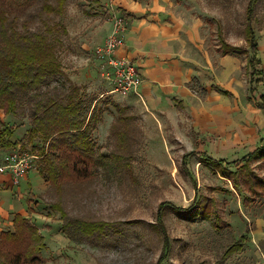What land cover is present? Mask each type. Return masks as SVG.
I'll use <instances>...</instances> for the list:
<instances>
[{
    "label": "rangeland",
    "instance_id": "374dc122",
    "mask_svg": "<svg viewBox=\"0 0 264 264\" xmlns=\"http://www.w3.org/2000/svg\"><path fill=\"white\" fill-rule=\"evenodd\" d=\"M138 2L163 11L162 17L166 21L163 26L170 35L169 46L173 53L193 56L194 60L202 62L203 70L195 73L193 67V75L209 89L217 85L228 90L231 96L209 90L203 100L194 94L188 96L181 111L170 102L169 107L151 109L148 106V110L140 89L138 94L114 92L116 85L112 78L106 79L102 75L104 60L97 52L105 46L114 22L119 18L124 22V45L127 16L122 4L132 5V0H98V5L90 0H68L61 17L48 16L51 18L49 23H59L67 31V35L61 37L58 57L68 78L82 87L86 97L100 99L101 107L103 100L110 101L126 107L127 115L133 117L130 151L133 160L132 178L126 174L105 176L100 172L90 182L64 185L61 192L40 177L39 185L28 187L26 200V183L20 181L24 198H20L18 204L26 205L25 208L35 214L36 217L31 215L32 212L24 211L44 237L43 264H157L162 240L145 224L155 223L160 203L185 208L199 193L214 197L217 213L227 228L214 231L206 221L189 223L168 214L163 222L172 247L163 264H218L231 239L250 233V240L251 232L264 236V199L243 205L230 182L214 177L195 156L183 160V156L192 151H202L215 159L235 161L237 165L239 159L264 138V111L248 98L244 60L235 56L221 57L217 51L218 25L227 43L245 47L242 28L249 0ZM254 11L257 20L253 27L263 72V88L255 96L257 99L264 94V0L255 3ZM39 25H31L30 30H36ZM136 69L139 73L137 65ZM116 117L115 110L106 106L102 121L93 133L94 141L105 155L116 153L114 137L110 133ZM23 120L22 124L10 117L0 121V124L12 127V141L19 144L7 150L0 148V159L2 153L20 149L34 156L31 170L38 173L37 157L22 140L27 128V120ZM251 168L264 178L263 164L253 163ZM216 187L222 192L211 190ZM58 201L69 217L113 223L119 225L118 232L101 239H67L60 231L59 213L51 208ZM133 220H140L144 225H129L128 222ZM247 243L242 251L220 264H264L261 246L257 244L251 249Z\"/></svg>",
    "mask_w": 264,
    "mask_h": 264
},
{
    "label": "trees",
    "instance_id": "16d2710c",
    "mask_svg": "<svg viewBox=\"0 0 264 264\" xmlns=\"http://www.w3.org/2000/svg\"><path fill=\"white\" fill-rule=\"evenodd\" d=\"M249 0L244 10L242 36L245 47L227 43L217 27L218 53L244 60V75L250 101L264 111V94L257 99L263 88L262 67L258 58L255 24V3ZM99 4L98 0H90ZM68 0H0V111L13 119L27 120L22 140L30 146V152L40 164L38 174L46 183L61 192L64 185H76L94 180L100 172L105 176L126 174L132 178V121L127 108L116 103L86 97L82 87L74 84L62 69L58 49L62 47V35H67L64 26L49 23L50 16L61 17ZM49 16V17H48ZM39 23L36 30L31 25ZM59 80L52 86L51 84ZM213 90L230 97L231 93L219 86ZM192 92L205 97L206 90L198 81L190 84ZM111 106L117 117L111 125L116 153L105 155L93 139V133L102 121L104 108ZM21 126V125H18ZM13 129L0 124V148L7 150L17 146L10 138ZM195 156L197 162L207 167L214 177L230 182L236 195L247 205L255 199H264V178L257 175L251 165H264V138L248 154L235 161L215 159L202 152H191L183 160ZM212 191H220L212 188ZM228 193L231 191H227ZM60 215V231L71 240L106 238L117 233L119 225L100 220L69 217L60 201L51 205ZM174 215L185 222L206 221L214 231L227 228L217 213L216 200L212 196L195 194L191 203L176 207L160 203L155 223H147L162 240V250L157 264H163L171 251L172 242L164 226V218ZM129 225H144L140 220ZM123 223V224H128ZM247 235L230 240L218 264L240 252ZM44 237L32 221L15 214L12 229L0 231V264H43Z\"/></svg>",
    "mask_w": 264,
    "mask_h": 264
},
{
    "label": "crops",
    "instance_id": "0c3cea01",
    "mask_svg": "<svg viewBox=\"0 0 264 264\" xmlns=\"http://www.w3.org/2000/svg\"><path fill=\"white\" fill-rule=\"evenodd\" d=\"M132 2V5L122 4L123 11H125L127 16L126 35L123 47L120 48L116 54L118 57L133 60L135 65H137L139 74L143 80L140 94L146 105L145 108L147 109L148 106L151 109L162 108V106L169 107L168 105L171 103L173 107L181 111L185 107V99L188 96L194 94L197 98L203 100L207 97L209 90L218 93L211 87L210 89L206 87L197 76L193 75L194 68L195 73H199V71L203 70L202 62L194 60V58H192L193 56L190 57L180 52L173 53L171 51L168 39L170 35L166 27L163 26V24H166V21H164L165 18L162 17L163 11L141 5L138 0H132ZM203 68H206V66ZM193 80L198 81L199 84L205 88V97L202 98L197 93L192 92L190 84ZM4 118L8 117H4L0 111V121L3 122ZM12 136L10 141L14 142L12 141ZM18 145L19 144H17V146ZM2 154L4 155L5 153ZM39 178L40 175L37 172L30 170L27 175L20 180L26 183L25 200L27 199L28 187L31 185L33 187L34 185H39ZM17 187H12L11 179L8 174H0V231L12 229V218L15 214L28 217L24 211L30 214L32 212L29 208H25L26 205L24 206L22 203L21 205L18 204V200L20 201V198H24V196L23 193H21L23 186H20V182ZM12 188H15L14 191ZM31 215L36 217L33 212ZM5 226L6 228H4ZM249 234L246 236L247 240L245 244L248 242L247 245L251 249H255L254 246L257 247V244H259L263 250V252L261 251L260 253L264 257V236L262 237L259 233L254 234L251 232L249 240ZM256 259H258L257 254Z\"/></svg>",
    "mask_w": 264,
    "mask_h": 264
},
{
    "label": "built area",
    "instance_id": "2783aa9c",
    "mask_svg": "<svg viewBox=\"0 0 264 264\" xmlns=\"http://www.w3.org/2000/svg\"><path fill=\"white\" fill-rule=\"evenodd\" d=\"M124 22L117 19L114 22L112 33L107 37L105 46L97 53L104 60L103 76L113 79L116 87L114 92L120 95L128 93L138 94L142 83L136 65L124 57H115L116 51L123 45ZM102 71V70H101ZM34 156L13 150L3 155L0 161V174L6 173L11 179L12 187H17L32 168Z\"/></svg>",
    "mask_w": 264,
    "mask_h": 264
}]
</instances>
